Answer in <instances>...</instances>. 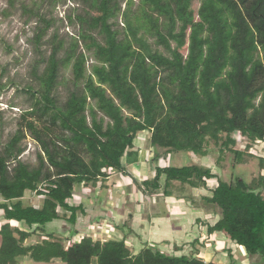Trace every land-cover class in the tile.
Masks as SVG:
<instances>
[{
	"label": "trees",
	"instance_id": "trees-1",
	"mask_svg": "<svg viewBox=\"0 0 264 264\" xmlns=\"http://www.w3.org/2000/svg\"><path fill=\"white\" fill-rule=\"evenodd\" d=\"M80 1L85 15L75 20L69 16L71 24H80L78 38L67 47L62 40L52 41V53L37 62L46 63L37 76L43 84L37 90L24 89L32 100L31 110L25 112L31 118L0 152V210L8 221L0 228V264H19L20 257L37 263L60 259L66 264H93L97 259L98 264H216L149 246L133 254L124 238L101 242L84 236L66 246L46 226L66 218L59 208L69 211L67 221L76 224L77 213L85 212L82 204H70L80 198L76 187L95 189L114 172L130 178L128 166L140 157L133 149L141 132H150V145L163 149L166 157L183 152L207 157L214 141L220 146L218 162L227 151L238 166L255 158L251 149L264 142V0H200L197 12L194 0H140L137 10L135 1L128 0L124 11L121 0ZM80 42L101 63L87 79V56L80 51ZM70 64L73 89L61 105L52 92L60 68ZM89 101L110 119L106 127ZM25 132L40 147L37 167L19 159L25 151L21 145ZM236 133L249 141L246 152L234 149ZM10 161L16 162L12 171ZM259 166V176L247 183L240 176L231 182L217 178L210 167L155 165V175L145 179L143 191L150 197L162 192V175L167 179L164 194L171 193L169 181L205 188L207 180L217 178L212 196L204 199L219 217L209 226V234L223 233L246 250L252 264H264V156ZM27 192L44 199L43 206H25ZM11 221L28 229L12 226ZM34 227L44 239L26 244Z\"/></svg>",
	"mask_w": 264,
	"mask_h": 264
},
{
	"label": "rangeland",
	"instance_id": "rangeland-1",
	"mask_svg": "<svg viewBox=\"0 0 264 264\" xmlns=\"http://www.w3.org/2000/svg\"><path fill=\"white\" fill-rule=\"evenodd\" d=\"M127 1L128 0H121L123 11L126 8ZM134 1L135 6H133V9L137 10V6L139 5L140 0ZM200 2V0H194L193 2V9L195 10V12L198 11ZM85 13V7L80 0H0V152H3V149L8 141L19 131L20 125L25 126L26 122L31 118L30 116L25 115V112L31 110L32 100L31 96H29L24 91V89L28 86H32L37 90L43 84L37 76L42 74L46 63L39 64L40 66H37V62L42 61L43 58H48V56L52 53V41L53 43H57L62 40L65 42V46L67 47L72 41L73 37L78 38L80 24H71L69 16L72 15V19L75 20L77 15H85ZM120 18L119 28L123 29V19ZM46 28H48L47 32L43 34L42 38L37 40V35L41 33V30H44ZM115 29H118V27H115ZM56 36L57 38L54 40ZM95 37L100 43H104L103 38L97 33L95 34ZM149 42L153 44L154 39H149ZM80 45V51H83L87 56V61L84 66V79H87L88 77L93 76V67L95 65H101V63H99L95 59L92 52L84 50L83 44L81 42ZM172 45L173 47L175 46L174 43ZM159 49L161 51H164L163 48ZM183 53L187 56L188 47L183 50ZM94 79L96 78L94 77ZM73 84L74 73L72 65L70 64L67 66H62L60 68V74L57 80V84L52 92L53 96L59 104L62 105L66 103L70 91L73 89ZM105 87L107 88L108 93L111 94L109 86L106 85ZM89 103L96 111H98V120L104 119L106 127L107 124L110 123V119L104 116L99 111L96 102L89 101ZM125 112L129 114L128 111ZM89 113L90 112L88 110V123L91 125L92 117ZM234 137L238 139V144L234 147V149L241 152H246L245 147L249 144V141L245 137L239 135V133H236ZM150 139V132H141L137 135V138L134 142L135 148L133 149V151H137L140 155L137 162V164H139L138 166H135L134 164L128 166V172H130V174L132 175L130 178L125 179L124 176L115 172L114 174L109 173V177L117 181L115 187L118 188L115 189L113 187V190H111L112 183L110 186V182L112 180H105L104 184H106L107 182L108 188L110 190L108 192L106 191L105 185L103 186L101 183H99L98 186L92 190H85L81 185L76 187L75 193L77 195H80L81 193H85L87 195V197H84L82 202L85 212H78L77 222L75 225H72L67 221L70 218L71 213L69 211H65L62 208H59L60 215H65L66 218L53 222L57 228H55L53 223L47 225L46 231L48 233L55 234V240L62 241L66 246L69 245L70 241L73 243L80 242L84 236H90L95 241L101 242H105L109 239L111 240L112 238H114L113 232L106 225V221L98 220L101 209H105V207H108V200L111 198V208L109 209L117 210V206L119 203L121 204L119 205L121 206V208H124L126 206V211L129 214L133 211L135 213L144 211L145 206H148V203L144 204L145 200L143 198V195L150 197L149 195H147V192L143 191L145 187L142 184L145 181V177L147 178L148 176H150V173H152V171L150 172V169H152L153 166H165V162H168L166 161V158H154L156 154L157 156L160 154L163 155L164 151L163 149L160 150L158 148H153L150 145ZM21 145L25 151L19 159H21L24 163L30 165V167H37L39 165L38 155L41 153V150L30 132H25V137L23 138ZM209 152L210 156L204 158V160L192 153L183 152L176 154L174 156V159L176 160V166H200L201 164H204L200 167L206 169L207 165L210 164V168L214 170L213 173L216 174L217 178H221L227 182H231L233 179L240 176L247 183H249L252 181L254 176L257 177L260 174L259 158L264 156V142L257 144L256 146H254V148L251 149L250 153L254 155V159H251L247 164H242L239 166L234 164V154L229 151L226 152L223 161H219V163L218 158L221 154L220 146H216L214 141L210 142ZM151 158H154V160H151ZM150 161L152 166L151 168L148 167V162ZM15 166L16 162L10 161L9 167L11 171ZM137 169L141 170L138 172L136 171ZM112 176L114 177L112 178ZM162 177H164L165 186L166 175H162ZM217 178L208 180L210 185V187L208 186V188L210 189V191H213L214 188L218 185L216 184V181H218ZM124 179L126 184H124L123 182ZM135 179L136 182H134ZM129 182L131 183L130 185L132 189L128 191V186L126 185L129 184ZM97 188L99 189L97 190ZM164 188L165 187H162V190ZM95 191H97V193L99 194L98 197L100 198V200H98L97 198L93 199V196H91L92 192V195H95ZM207 194L208 192L206 191L199 192L196 199L200 201V198L203 197L202 195L207 196ZM210 195H212V193ZM108 196L110 197L108 198ZM1 200L3 199L0 198V201ZM22 201L25 206H34L37 208H41L44 203V199L38 197V195L33 192H27ZM80 203V199L77 197L70 200L71 205L77 206ZM211 208L213 207L211 206ZM216 209L219 210V208ZM218 218L215 216L212 217L210 213L208 216H202L203 221H211V223H215ZM128 220L129 218H127V221ZM187 221L189 220L186 218L185 222ZM192 224H194V221H191L189 226L188 224H185L181 227L186 235H191V233H193L192 229L194 227H191ZM13 225H19V227H21L22 229H28L24 224L14 223ZM88 225H90V227H88ZM123 225L124 222L122 223V227ZM34 229H36V227L30 230L32 231V233H34V235L28 239L26 244H36L43 241V235L39 232L37 233V231ZM202 230L207 231V228L205 227ZM75 232H80V234H75ZM81 232L85 234L83 235ZM127 235L128 234H126L125 236ZM114 239H116V237ZM119 239H121V237ZM126 242L128 247L130 248V239H128ZM203 242L205 244L207 242L206 239L203 240ZM174 243H178V246L184 247V250H182V254H176V251L172 250V252H168L170 253L169 255L173 256L175 254L192 256L195 252L193 247L190 248L191 242L189 244H186L187 242L185 241L183 244L181 242V239H178L177 242ZM170 247L173 248L176 246L172 244ZM130 249H132V247ZM142 249L143 247L138 246V243L135 244L134 248L132 249L133 254L139 253V251H141ZM207 250H212V248L208 247ZM160 251L167 254L166 248H162ZM233 254L238 264H252L251 261H249V256L246 253V250L243 247L239 245H237L236 247L234 245L232 255ZM205 255L202 253V255L198 257L203 259L204 261L207 260V262H209L211 256L207 254ZM28 264L47 263L31 262ZM51 264L66 263H64L60 259H57L52 261ZM93 264H98L97 259H94Z\"/></svg>",
	"mask_w": 264,
	"mask_h": 264
},
{
	"label": "crops",
	"instance_id": "crops-1",
	"mask_svg": "<svg viewBox=\"0 0 264 264\" xmlns=\"http://www.w3.org/2000/svg\"><path fill=\"white\" fill-rule=\"evenodd\" d=\"M207 157H203V158L201 157V158L202 160H204V158H207ZM160 158H163V159L166 158V161H168V162H165L166 163L165 166L160 165V167H166V166L182 167V166H176V163H175L176 160L174 159V156L166 157L165 155H162ZM148 163H149L148 167L151 168L152 167L151 161ZM138 164L135 163L134 165L138 166ZM201 165H204V164H201ZM209 167H210V164L207 165V168ZM154 168L155 166H153L152 169H150V172L152 171V173H150V176H148L147 178L145 177V179H150V180L153 179L155 175ZM140 170L141 169H137L136 171L139 172ZM113 177L114 176H112V178ZM110 179L111 177H109L107 180H110ZM125 179L123 181L124 184H126ZM111 180H112L110 182V186L112 183L111 190H113V187L117 189L118 187H115L117 181L113 179ZM161 182H162V186L164 187V177L161 178ZM166 183H167V179H166L165 184ZM130 184L131 183L129 182V184L126 185L128 186V191L132 189ZM182 184L183 183L176 182V181H169L168 189H171L170 194H164L163 193L164 191L162 190V192L158 193L157 195H153L151 197L143 195V198L145 200L144 204L148 203V206L147 205L145 206L144 211L137 212V213L133 211V212H130L129 214L126 211L127 209L125 208L126 206L124 208H121V206H119L121 204L119 203L117 206V210L109 209L111 208V205H110L111 198H110L108 200L109 204L107 203L108 207H105V209L104 208L101 209L98 220L106 221V225L113 232L114 238L121 237V238H124L126 241L130 239L131 241L130 246L132 247V249L134 248V245L138 243V246H142L143 248L146 246H149L152 249L159 250V251L162 248H166V252L168 255L170 254L168 252L169 251L172 252V250L176 251L175 252L176 254L177 253L182 254V250H184V247L178 246V243H174V242H177L178 239H181V242L183 244L185 241L187 242L186 244H189L191 242L190 248L193 247V249L195 250L193 255L201 256L202 253L204 255L205 254L210 255L211 257H210L209 262H214L216 264H236L238 263L234 258V254L232 255L233 246L235 245L237 247V244L229 240L223 233L209 234L208 232L209 226L215 225L218 220L215 223H211V221L207 222L206 220L203 221L202 219V216H208L209 213L211 214L212 217L215 216L218 218L217 212L215 213L216 210L211 208V206L204 200L206 197L212 196L210 194L215 190L216 187L214 188L213 191H210V189L208 188V186L210 187L208 180H207L205 188L189 187L188 185L185 186V184L183 185ZM216 184H218V181H216ZM104 185H105L106 191L107 192L110 191L108 188V183L106 182V184H103V186ZM98 189L99 188H97V190ZM202 191L208 192L209 195L208 194L207 196L202 195L203 197H201L199 201L196 199L198 197L197 194H199V192H202ZM92 194L91 196H93V199L97 198L98 200H100V198L98 197L99 194L97 193V191H95V195H92ZM109 197L110 196H108V198ZM79 199L81 202L80 204H82L83 199H84V195H82V193L80 194ZM127 218H129L128 221H127ZM186 218L189 221L185 222ZM191 221H194V224L191 225V227L192 226L194 227L192 229L193 233H191V235L190 234L186 235V233L183 232L181 227L185 224H188L189 226ZM123 222H124V225L122 227ZM6 223H8V221L4 218V212L3 210H0V228L2 225ZM14 223H17V222L15 221L10 222L12 226H19V225H13ZM54 226L55 228H57L55 224ZM88 227H90V225H88ZM205 227L207 228V231L202 230ZM81 233L83 235L85 234L83 232ZM75 234H80V232H77V233L75 232ZM126 234L128 235L125 236ZM205 239L207 242L204 244L203 240ZM1 242H2V239L0 237V246H1ZM172 244L175 245L176 247H173V248L170 247ZM208 247H211L212 250H207ZM213 247H214V251H213ZM17 261L19 264H28V263L34 262L31 259H28L25 257H20L18 258Z\"/></svg>",
	"mask_w": 264,
	"mask_h": 264
}]
</instances>
